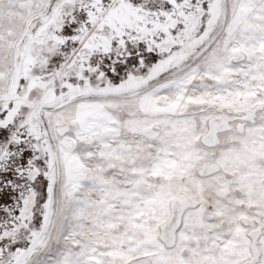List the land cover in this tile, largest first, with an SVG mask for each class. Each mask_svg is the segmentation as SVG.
I'll list each match as a JSON object with an SVG mask.
<instances>
[{
  "label": "snow or ice",
  "instance_id": "snow-or-ice-1",
  "mask_svg": "<svg viewBox=\"0 0 264 264\" xmlns=\"http://www.w3.org/2000/svg\"><path fill=\"white\" fill-rule=\"evenodd\" d=\"M0 264H264V0H0Z\"/></svg>",
  "mask_w": 264,
  "mask_h": 264
}]
</instances>
